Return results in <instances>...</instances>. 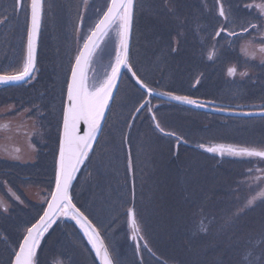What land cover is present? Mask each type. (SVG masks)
Masks as SVG:
<instances>
[{
	"label": "rangeland",
	"instance_id": "374dc122",
	"mask_svg": "<svg viewBox=\"0 0 264 264\" xmlns=\"http://www.w3.org/2000/svg\"><path fill=\"white\" fill-rule=\"evenodd\" d=\"M57 1L44 0L45 14L37 51V63L44 60L48 65L44 74L40 70L37 73L41 74L42 82L52 85L63 79L66 84L75 56L83 45L82 38L102 15L106 0H92L87 4L84 0L79 3L72 0L74 11L67 7L65 11L55 9ZM220 2L228 14V22L219 16L216 0H189V9L185 5L180 8L176 0H137L130 63L156 94L158 89L177 95L183 91L182 94L195 97L202 92L193 87L195 77L208 67L201 85L204 84L217 102L224 103V97L228 96L224 104L232 110L263 111L264 102L260 101L264 88L256 89L252 76L263 74L259 67H264V53L248 39L228 35L249 27L256 20L233 11L232 3L235 7L237 2L246 0ZM13 3L14 0H5L0 20L12 16ZM81 16L84 23L79 27ZM28 24L21 11L0 24V34L6 30L8 35L4 36L16 33L27 38ZM222 27L226 30L217 36ZM48 51L49 55L45 56ZM111 51L112 46L106 43L97 52L94 61H100L98 69L110 64ZM6 53L7 49L1 52ZM222 59L228 61L226 67L234 64L239 72L224 85L219 80L225 71ZM8 68L12 69L13 65ZM163 78L170 81L160 85ZM39 90L29 93L41 95ZM153 96L152 105L136 112L148 100V95L134 84L132 74L126 71L102 140L85 160L71 190L73 202L95 223L116 264H264V198L258 197L264 190V159H239L227 154L219 157L218 153H208L200 147L201 144L205 147L264 146V117L216 115L166 103ZM238 96L245 101H237ZM7 107L6 113L16 109L12 104ZM30 113L36 123L27 121L24 129L19 128L26 131L20 138L28 139V148L25 143L18 144V148L0 143V157L5 162L0 165V178L9 180L11 185L21 184L19 191L7 182L5 190L0 188L3 194L0 209L5 205L13 207L10 215L1 212L0 216V260L7 259L10 261L7 264L12 261L13 250H18V241L26 228L47 206L45 201L53 189L48 183L55 177L49 161L56 157V144L50 155L53 140L45 144L41 114L36 115L34 110ZM151 115L156 116L166 132L174 133L181 140L161 134ZM21 120L13 118L10 125L5 121L4 130H16ZM30 145L35 148L34 154ZM14 162L31 164V167L19 170L12 165ZM33 166L35 170L28 172ZM1 169H4L3 177ZM13 174H17L14 181ZM38 174L41 180L35 182ZM10 196L15 199L14 203ZM254 196L257 199L249 206L247 202ZM129 209L135 213L140 227L136 241L131 239ZM41 242L51 246L49 257L53 264H97L71 223L50 228Z\"/></svg>",
	"mask_w": 264,
	"mask_h": 264
},
{
	"label": "snow or ice",
	"instance_id": "6c2138e0",
	"mask_svg": "<svg viewBox=\"0 0 264 264\" xmlns=\"http://www.w3.org/2000/svg\"><path fill=\"white\" fill-rule=\"evenodd\" d=\"M216 2L220 5L218 9L219 16L223 17L225 22H228V14L224 9L223 3L220 0H216ZM249 7L251 8L252 6L249 5ZM255 7L259 8L261 13H264V3L257 4ZM43 8V0H14L12 16H18L23 11L29 21L26 29L27 55L22 67L18 68L13 74L0 75V83L23 81L33 76L36 70L37 40L41 28ZM133 15L134 0H109L106 11H103L94 27L90 29L89 34L82 38L83 45L75 56L74 63L70 69V77L66 81V97L62 105V125L59 134L54 188L50 191L49 198L45 201L47 206L42 209V214L38 213V218L35 219V222L30 227L26 228L22 239L18 241V250H13L14 258L11 264H35V257L37 249L40 247L41 238L61 216L70 217L76 221L84 231L85 236L88 237V242L95 251L100 264H113V259L103 239L100 237L99 231L73 202L70 189L76 173L85 160L89 158L93 144L97 141L98 134L102 131V121L105 118L106 109L109 108L110 101L113 99V92L118 87L122 68H126L132 74L136 84L141 89H144L148 96L156 94L155 90L137 75V72L133 70V66L129 62V36L133 24ZM12 16H5L4 19L0 20V24L7 23ZM249 27L255 29L257 26L251 24ZM249 27H242V32L247 33ZM225 30L222 27L220 31L216 32V35L220 36ZM112 32L115 33V60L109 65L111 70L102 79H96L90 83L87 76L88 65L100 43ZM228 35L235 36L238 34L229 32ZM259 51L264 53V47H261ZM211 58L210 54L209 59ZM236 71L235 67H229L228 74L230 76L235 75ZM159 95L168 96L172 100L181 103L203 107L197 100L189 96L174 95L171 92L159 93ZM150 103V100H145L136 109V112H140L141 109H144ZM147 110L151 111L150 108ZM151 119L155 122V128L161 134L175 136L174 133L165 131L155 115ZM81 124L86 127L83 134H81ZM180 139V137H177V140ZM200 147L204 148L208 153H218L221 156L227 154L234 157L264 159V146L238 147L231 144H215L205 147V145L201 144ZM128 167L131 169L130 159ZM258 197L264 198V190L258 193ZM256 199L257 197H252V199L248 200V205H252ZM127 215L132 232L131 239L136 241L140 227L132 209L128 210ZM138 250L139 245H137Z\"/></svg>",
	"mask_w": 264,
	"mask_h": 264
},
{
	"label": "flooded vegetation",
	"instance_id": "af4514ba",
	"mask_svg": "<svg viewBox=\"0 0 264 264\" xmlns=\"http://www.w3.org/2000/svg\"><path fill=\"white\" fill-rule=\"evenodd\" d=\"M79 1L80 0H78V3ZM90 2H92V0H84V4H87ZM261 3H264V2L261 0H257L256 2L250 3V5L252 6L251 8H254L255 10L254 15L257 19V22L254 24L257 27L255 29L249 27V31L247 33H243L242 30H240L238 34V37L239 36L243 37L244 39H248V41H251L256 45H260V48L264 47V45L260 44V41H261L260 38L262 36L264 37V13H261L260 9L255 7V5L261 4ZM107 4H108V0H106L105 4L102 6L103 11L106 10ZM4 5H5V0H0V9H1L0 16L1 15L3 16L4 14ZM66 7L70 11H74L76 9L72 0H58L55 9L63 8V10L65 11ZM98 10L101 11V8H99ZM66 17L67 19H70L67 15ZM83 21H84V16H81L78 22L79 27L83 25L84 23ZM5 32L6 30L3 31V34H6ZM3 34H0V73L13 74L18 68L22 67L23 61L26 58L27 38L25 36H19L16 33L14 35L9 34L10 36H4ZM3 49H7L6 55L1 54ZM175 50H177V48H175ZM48 55H49V51H48V54H46L45 56H48ZM211 57L212 58L210 60L212 61L213 56L211 55ZM222 63H224L225 71L223 72V74L219 75V80L221 84L224 85V82H228L229 74L227 72H228L229 67H226V65L228 64V61L226 59L225 61L222 59ZM11 64L13 65L12 69L8 68ZM47 66L48 65L44 62V60L42 61V63H38L36 73L40 70L41 73L44 74V71H46ZM49 67L54 68V66H49ZM230 67H235L236 70H238L237 66L235 65H231ZM226 68H227V72H226ZM259 68L263 71V74H260V75L254 74L252 77V82L258 88H264V82H263L264 67H259ZM36 73H35V76L32 78V80L24 85H21L18 87L0 86V143H5L6 142L5 135L10 137V135H12L11 132H15L16 134L20 133L21 136L24 135L23 133L26 131L22 129H24L25 126H27L28 122L36 119L35 117L34 119H32L33 114L30 113L34 110L36 115H38L39 112L41 114L40 117L42 121V129H44V132H45V135H44L45 144H48L51 140H53L52 146L50 147L51 149L50 155L53 154L55 144H56V154H57L58 144H59V134H60V129L62 125V105L66 97V84H64V79L60 81L57 85H52L49 83L46 84V82H42L41 74L37 73L38 74L37 76ZM236 75H237V71H236L235 76ZM38 89H40L39 91L42 92L41 95H38V93H36L34 96L31 93H29V92H34ZM206 99L208 100V98ZM11 104L16 106V109L14 108L15 111L12 108L10 113H6L5 111L8 109L7 106ZM27 111H29V115L31 117L28 115ZM16 117L23 119V121L21 120V122L17 124L16 130L11 131L9 130V128L7 129L9 131L4 130L6 129L5 121L9 122V125H10V120ZM35 123H36V120H35ZM19 128H22V129L19 130ZM7 153L14 156L12 152L8 151ZM49 162H50V167H55V157ZM4 163H5L4 159L0 157V165H4ZM22 164L23 163L21 162H14V164L12 165L16 166L17 169L19 170L21 168L31 167V164H28V165H22ZM34 170H35V167L33 166L31 170H29L28 172H31ZM3 173H4V169H1V174H2L1 177H3ZM14 176L15 177L13 178V181L17 178V174H15ZM5 182L9 183L10 186H12V188L15 191H19L20 185H21L20 183L13 182L11 185L9 180L7 181L4 178H0V188L5 190V187H4ZM2 195L3 194L0 191V202L3 201ZM9 198H11L13 200L12 203H14L15 199L12 196H10ZM12 210H13L12 205L9 208L5 205L4 208L2 207L0 209V216H1V212H4V215H10ZM8 262L10 261H8L7 259H4L3 262L2 260H0V264H7Z\"/></svg>",
	"mask_w": 264,
	"mask_h": 264
},
{
	"label": "water",
	"instance_id": "95a60500",
	"mask_svg": "<svg viewBox=\"0 0 264 264\" xmlns=\"http://www.w3.org/2000/svg\"><path fill=\"white\" fill-rule=\"evenodd\" d=\"M43 4H44V0H43ZM135 6H136V0H134V15H133V24H132V29H131V32H130V36H129V50H128V55H129V58H130V53H131V42H132V36H133V28H134V16H135ZM43 17H44V8H43V16H42V20H41V28H40V33H39V36H38V40H37V50H36V63H37V51H38V45H39V41H40V35H41V29H42V23H43ZM102 43V42H101ZM100 43V44H101ZM107 43V41L105 42V44ZM99 48V47H98ZM98 48L96 49V51L98 50ZM95 51V52H96ZM95 52H94V54H95ZM94 54H93V56H94ZM93 56H92V59H93ZM92 59H91V61H90V63H89V65H88V68H87V76L89 77V69H90V65H91V62H92ZM100 62V61H99ZM99 62L98 63H96L94 60H93V63H92V65H93V71H92V77H91V79H90V83L91 82H93L94 80H96V79H102V77L105 75V73H106V69L109 67V65L108 66H106V67H104V68H102V69H98V65H99ZM124 70H125V68H122V70H121V75H120V78H119V80H118V87H117V89H115L114 90V92H113V99L110 101V104H109V108L108 109H106V112H105V118H104V120L102 121V130H103V128H104V125H105V123H106V120H107V117H108V114H109V111H110V108H111V105H112V103H113V100H114V98H115V96H116V94H117V91H118V88H119V85H120V82H121V79H122V76H123V74H124ZM0 75H2V74H0ZM30 78H28V79H26V80H23V81H13V82H8V83H0V85H3V86H15V85H21V84H23V83H25V82H27L28 80H29ZM155 96H158V97H160V98H164V99H168V100H172L170 97H167V96H163V95H159V94H155ZM172 101H175V100H172ZM198 101V103L200 104V105H203V107H200V106H197V105H190V106H194V107H199V108H202V109H208V105H213L214 103H212V102H206V101H200V100H197ZM181 103V102H180ZM185 104V103H184ZM187 105H189V104H187ZM226 115H232V116H242V117H253V116H263L264 115V112H261V113H246V112H233V111H223ZM81 129H82V131H81V134H83V131L84 130H86V127L83 125V124H81ZM101 133H102V131L98 134V137H97V140H98V138L100 137V135H101ZM95 143L96 142H94V144H93V147H94V145H95ZM91 153V152H90ZM89 153V154H90ZM85 163V162H84ZM84 163L80 166V169H81V167L84 165ZM80 169H79V171H80ZM79 171L76 173V175H75V179L73 180V182H72V187H71V189H70V192H71V190H72V188H73V185H74V183H75V181H76V178H77V176H78V174H79ZM85 214V213H84ZM86 215V214H85ZM87 216V215H86ZM88 217V216H87ZM61 218L64 220V221H70V220H72V221H74L75 223H76V221L75 220H73V219H71L70 217H66V216H61ZM89 218V217H88ZM89 220L92 222V220L89 218ZM93 223V222H92ZM56 225H58V221H56L50 228H52V227H54V226H56ZM76 225L78 226V228L80 229V231L83 233V235L85 236V234H84V231L80 228V226L76 223ZM93 225L96 227V225L93 223ZM49 228V229H50ZM96 229L99 231V229L96 227ZM79 232V231H78ZM99 233H100V237L103 239V241H104V244L107 246V244H106V242H105V240H104V238H103V236H102V234H101V232L99 231ZM43 236H46V233L43 235ZM80 236H81V234H80ZM83 237L81 236V239H82ZM85 238L87 239V241H88V237L87 236H85ZM89 243V242H88ZM89 245H90V247H91V249H92V246H91V244L89 243ZM107 248H108V246H107ZM92 251H93V253H94V255H95V258H96V261H97V263L98 264H100V261H99V259L96 257V254H95V251L92 249ZM108 251H109V254H110V256H111V258L113 259V257H112V255H111V252H110V250H109V248H108ZM37 253H38V249H37ZM37 253H36V257H35V264H36V258H37ZM113 264H115L114 263V260H113Z\"/></svg>",
	"mask_w": 264,
	"mask_h": 264
},
{
	"label": "trees",
	"instance_id": "16d2710c",
	"mask_svg": "<svg viewBox=\"0 0 264 264\" xmlns=\"http://www.w3.org/2000/svg\"><path fill=\"white\" fill-rule=\"evenodd\" d=\"M231 1V0H230ZM264 1V0H263ZM241 5V2H237L236 3V6L234 7V5H233V3H232V8H233V11L234 12H236V13H238L239 12V10L241 9V8H238V6H240ZM170 80H167V79H162V81L161 82H159V84L160 85H165L167 82H169ZM177 81H179V80H177ZM195 82L196 83H200V81L198 82V78H195ZM263 98H264V96H263ZM53 169L55 170V167H53ZM41 180V176L38 174V178H37V181H35V182H38V181H40ZM54 181H55V177H54V175H53V179L48 183V184H50V186H51V188H54ZM50 191H51V189H50ZM49 191V192H50ZM65 225V224H64ZM50 245H48V246H44L43 245V247L40 249V252H39V264H53V261L50 259V257H49V255H50ZM42 251V252H41ZM12 259H13V255H12ZM54 259V258H53ZM55 259H56V256H55ZM11 264V263H10Z\"/></svg>",
	"mask_w": 264,
	"mask_h": 264
},
{
	"label": "bare ground",
	"instance_id": "6f19581e",
	"mask_svg": "<svg viewBox=\"0 0 264 264\" xmlns=\"http://www.w3.org/2000/svg\"><path fill=\"white\" fill-rule=\"evenodd\" d=\"M178 1L179 0H176V5L180 4V6H181L180 8H184V5H185V8H187V9L191 8V5H189V0H180L179 3H177ZM37 66L38 65L36 63V69H37ZM35 73H36V70H35V72L31 78H33L35 76ZM20 136H21L20 133H18V134L15 133L13 137H8L5 135V139H6L5 144L10 143V145H14V147L18 148L19 147L18 144L25 143V146L28 148V145H27V143L29 142L28 139H25V140L21 139ZM101 140H102V135L99 137V142ZM30 149H31L32 154H34L35 148L30 145ZM26 155L30 156V153L26 152ZM28 158H30V157H28Z\"/></svg>",
	"mask_w": 264,
	"mask_h": 264
}]
</instances>
